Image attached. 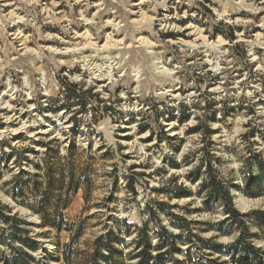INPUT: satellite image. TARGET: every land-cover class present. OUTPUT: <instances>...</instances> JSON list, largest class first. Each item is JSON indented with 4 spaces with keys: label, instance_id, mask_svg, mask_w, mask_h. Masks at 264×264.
I'll list each match as a JSON object with an SVG mask.
<instances>
[{
    "label": "rangeland",
    "instance_id": "obj_1",
    "mask_svg": "<svg viewBox=\"0 0 264 264\" xmlns=\"http://www.w3.org/2000/svg\"><path fill=\"white\" fill-rule=\"evenodd\" d=\"M73 154L91 186L63 209L75 241L13 197L39 203L35 174ZM209 165L239 219L204 186ZM254 211L264 0H0V264H137L147 242L167 264H238L243 229L264 249Z\"/></svg>",
    "mask_w": 264,
    "mask_h": 264
},
{
    "label": "trees",
    "instance_id": "obj_2",
    "mask_svg": "<svg viewBox=\"0 0 264 264\" xmlns=\"http://www.w3.org/2000/svg\"><path fill=\"white\" fill-rule=\"evenodd\" d=\"M76 155H70L69 157H58L56 160H50L49 163L43 168V173L35 174V177H39L42 181H37L35 185V191L41 193L43 200H41L36 205H31L26 201V191L23 188L16 187L13 191V197L18 200L21 204L28 206L34 212L38 213L43 220L44 225H51L55 227L58 231L66 230L71 232L72 239L75 241L83 233V227H76L74 224L70 225L65 221V216L63 209L67 208V201H70L72 197H75L79 190H85V199L87 200L90 193V179L86 175V171L81 167L79 161L75 159ZM209 169V179L205 182L204 186L209 188L210 194L215 196H221L227 202V211L233 218H238L241 216L239 211L234 207L232 199L229 195L226 185L221 179L214 174V170L211 165ZM22 176V175H21ZM29 179H33L29 173L27 174ZM42 177V178H41ZM29 180L25 183L27 184ZM59 192L60 203L51 206L44 201L51 194ZM256 214L264 216V211H254ZM239 219V218H238ZM245 224V223H244ZM146 225L141 229L145 231ZM70 246V245H67ZM174 246V244H172ZM234 248V253L231 259H236V255L239 254L237 259L238 264H249L248 262L252 260L251 264H264V249L256 247L253 245L252 241L249 240L245 229L240 233L239 238L235 243L232 244ZM160 248V247H159ZM65 259L70 262L69 257L66 252ZM253 255L255 258H251ZM138 261L137 264H167L163 260L164 253H157L153 255L151 252V245L147 242L143 245L137 252ZM18 256H10L5 259L4 264H32L35 258L24 252V259H19ZM208 264H227L226 262H221L219 260H210Z\"/></svg>",
    "mask_w": 264,
    "mask_h": 264
},
{
    "label": "bare ground",
    "instance_id": "obj_3",
    "mask_svg": "<svg viewBox=\"0 0 264 264\" xmlns=\"http://www.w3.org/2000/svg\"><path fill=\"white\" fill-rule=\"evenodd\" d=\"M110 24H112V23H110ZM116 25H117V24H114V23L112 24V26H114V27H116ZM118 26H119V25H118ZM138 32H139V31H138ZM141 41L144 42V39H143V38H139V41H137V42L139 43V42H141ZM111 42H112V46L116 44L115 41H109V42L106 43V44H107V45H108V44H111ZM106 44H105V46H106ZM109 46H111V45H109ZM103 48H104V47H103ZM101 49H102V48H101ZM106 49H107V48H106ZM171 130H172V129H171ZM174 134H175V133H174ZM246 201H247V200H246ZM248 204H250V203H248ZM243 206H244V205H243Z\"/></svg>",
    "mask_w": 264,
    "mask_h": 264
}]
</instances>
